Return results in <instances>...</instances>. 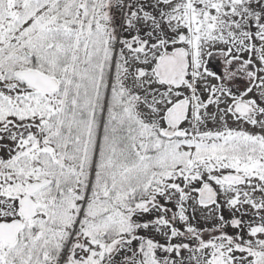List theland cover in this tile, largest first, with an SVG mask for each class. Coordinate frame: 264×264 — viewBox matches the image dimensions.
<instances>
[{
    "label": "snow or ice",
    "instance_id": "snow-or-ice-1",
    "mask_svg": "<svg viewBox=\"0 0 264 264\" xmlns=\"http://www.w3.org/2000/svg\"><path fill=\"white\" fill-rule=\"evenodd\" d=\"M0 264H264V0H0Z\"/></svg>",
    "mask_w": 264,
    "mask_h": 264
}]
</instances>
